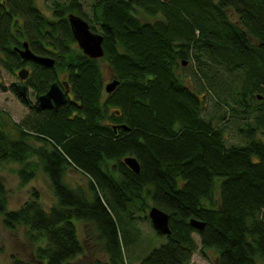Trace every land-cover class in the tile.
I'll return each instance as SVG.
<instances>
[{
  "label": "trees",
  "instance_id": "trees-1",
  "mask_svg": "<svg viewBox=\"0 0 264 264\" xmlns=\"http://www.w3.org/2000/svg\"><path fill=\"white\" fill-rule=\"evenodd\" d=\"M49 8L51 17L35 0H0V66L16 74L25 62L15 46L26 43L54 60L33 63L37 95L55 72L71 90L58 107L30 104L13 133L0 125V166L19 164L22 184L43 171L56 197L46 208L32 189L10 209L0 178V222L22 228L33 246L32 261L13 264H71L85 249L74 220L96 228L108 255L98 264H128L134 213L152 206L168 213L170 231L154 229L167 241L139 264H189L194 234L200 251L217 252L209 264L264 263V0H94L87 11L52 0ZM69 14L102 36V57L75 45ZM101 61L118 80L111 93ZM210 100L238 141L206 115ZM67 168L86 176L88 191L68 186Z\"/></svg>",
  "mask_w": 264,
  "mask_h": 264
},
{
  "label": "rangeland",
  "instance_id": "rangeland-1",
  "mask_svg": "<svg viewBox=\"0 0 264 264\" xmlns=\"http://www.w3.org/2000/svg\"><path fill=\"white\" fill-rule=\"evenodd\" d=\"M66 1L69 0H59ZM82 3V8L87 11L94 0H78ZM39 9L47 16L51 17L52 12L49 8L52 0H35ZM148 17L143 16V20ZM77 46V43L75 44ZM101 68L103 72L104 86L113 78L110 69L106 62L101 61ZM16 74L0 67V125L7 132L13 133L15 123L19 124L29 109L20 101L11 89L13 83L20 82L18 71ZM25 69V67H24ZM62 77V76H60ZM32 101L35 99L31 96ZM206 115L213 117L214 122H218L221 127H224L226 134L231 141H238L234 123L231 121L223 122L217 118L220 110L215 106L211 100L206 105ZM19 164L14 162H6L0 166V178L4 182L7 191L8 208H19L30 196L32 189L39 192L41 202L49 208L56 203V197L53 194L50 182L43 171H38L36 177L28 183L22 184L18 178L15 170ZM65 182L68 186L74 189H82L88 191V179L79 171L73 168H67L65 172ZM152 205V204H151ZM139 210L134 213L133 226L136 231L130 236H135L136 240L128 244L124 252V257L128 264H139L140 260L154 247H158L167 241L163 235L155 233L151 222L144 217V214L149 211ZM77 227L80 240L84 243V253L79 258L72 261L71 264H98L106 262L108 255L105 254L101 247V243L97 239L98 232L94 226H84L83 223L74 220ZM198 249L193 253L189 264H209L216 261L217 252L213 249H205V252L200 251L199 237L194 234ZM33 246L28 242L24 235V230L20 228L16 233L5 229L0 222V264H13V257L23 261H32ZM43 264V263H38ZM264 264V263H262Z\"/></svg>",
  "mask_w": 264,
  "mask_h": 264
},
{
  "label": "water",
  "instance_id": "water-1",
  "mask_svg": "<svg viewBox=\"0 0 264 264\" xmlns=\"http://www.w3.org/2000/svg\"><path fill=\"white\" fill-rule=\"evenodd\" d=\"M68 20L70 23V28L74 39L76 40L77 46L82 50V52L89 56L90 58H99L103 56L102 47V36L98 33H94L90 30L89 24L80 16L75 14H69ZM23 49H18L19 55L22 59L33 60L45 67H52L54 60L51 57H42L33 54L28 48L26 43H23ZM27 70L20 69L18 71V76L20 79L26 77ZM118 85V80L113 79L107 84H105L106 93H111ZM19 95L25 96L26 91L24 86H18ZM53 100V101H52ZM39 104L43 109H49L53 106L57 107L65 103V94L61 91L57 83L50 85L46 93L38 97ZM122 127L127 130L128 128L122 125ZM124 164L135 173L139 172L140 166L138 161L132 157L127 156L123 159ZM148 217L152 223V226L156 231L161 234L169 233V215L165 211L161 210L156 206L150 207L148 211ZM190 224L198 230L203 229L204 223L198 220L191 219Z\"/></svg>",
  "mask_w": 264,
  "mask_h": 264
},
{
  "label": "flooded vegetation",
  "instance_id": "flooded-vegetation-1",
  "mask_svg": "<svg viewBox=\"0 0 264 264\" xmlns=\"http://www.w3.org/2000/svg\"><path fill=\"white\" fill-rule=\"evenodd\" d=\"M16 19L20 22V24L22 26V19L21 18H16ZM13 31H15V28L13 29ZM23 35H24L23 37H18V40L21 41V42H23V39L26 38V34L23 33ZM15 48H16V50H18L17 48L23 49L24 47L21 48V46H19V47L15 46ZM23 60H24L25 63H24V65L22 67H19V68H24L25 67V69L27 70L26 77L24 79H20L19 80L20 82H18V83H13V86H11V89L14 92V94H16V96L20 99V101L22 100L21 102L22 103L24 102L23 104L28 109H29V105L33 104L35 102H37L39 107L41 108V106L39 104V101H38V97L40 95L46 93L47 90L49 89L50 85L53 84V83H57L58 84V86L61 89V91L65 94V101H66L67 97H69L71 95V90L68 87V85L66 84L67 83V76H66V74L64 72H55V78L56 79L54 81H52V83H50V85H49V87L47 88L46 91H43V92H41V93H39L37 95L36 91L33 89V87L30 84V76L33 73V68H34L33 63L37 64V65H40L43 68H48V67H45V66H43V65H41V64H39V63H37V62H35L33 60H29V59H23ZM60 76H62V77H60ZM18 86H24L25 87L26 95L24 97L19 95ZM32 95L35 98L33 101L31 99ZM53 107H55V106H53ZM41 109H43V108H41ZM49 109H51V108H49Z\"/></svg>",
  "mask_w": 264,
  "mask_h": 264
}]
</instances>
